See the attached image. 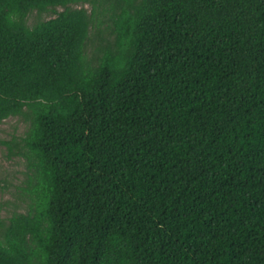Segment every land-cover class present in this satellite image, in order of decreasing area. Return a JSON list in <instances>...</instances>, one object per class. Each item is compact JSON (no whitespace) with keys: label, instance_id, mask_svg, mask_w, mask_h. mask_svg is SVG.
Masks as SVG:
<instances>
[{"label":"trees","instance_id":"trees-1","mask_svg":"<svg viewBox=\"0 0 264 264\" xmlns=\"http://www.w3.org/2000/svg\"><path fill=\"white\" fill-rule=\"evenodd\" d=\"M76 3L0 0V264H264V0Z\"/></svg>","mask_w":264,"mask_h":264},{"label":"rangeland","instance_id":"rangeland-1","mask_svg":"<svg viewBox=\"0 0 264 264\" xmlns=\"http://www.w3.org/2000/svg\"><path fill=\"white\" fill-rule=\"evenodd\" d=\"M96 6H98L97 2ZM105 7L107 4H102L100 8L93 11L92 0H78V3L72 6V8H83L90 13L95 25L98 23L97 20H102L103 23L99 27L101 29L110 25L108 13L104 15L99 13V9ZM62 10L61 7H55L41 14L33 11L29 14L27 23L32 26L39 21L53 19ZM95 32L96 29L93 28L92 33ZM107 34L104 37H109ZM92 41L98 42L96 35L92 36ZM26 129L27 124L17 117L7 118L0 123V219L7 220L14 213L27 212L28 203L23 197V190L26 188L24 183L25 162L19 155V149L16 148L18 139L23 136Z\"/></svg>","mask_w":264,"mask_h":264}]
</instances>
